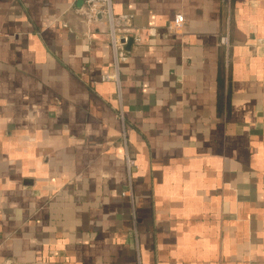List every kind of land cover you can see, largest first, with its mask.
<instances>
[{"label":"crops","instance_id":"crops-1","mask_svg":"<svg viewBox=\"0 0 264 264\" xmlns=\"http://www.w3.org/2000/svg\"><path fill=\"white\" fill-rule=\"evenodd\" d=\"M113 12L0 0V264H264V0Z\"/></svg>","mask_w":264,"mask_h":264},{"label":"built area","instance_id":"built-area-1","mask_svg":"<svg viewBox=\"0 0 264 264\" xmlns=\"http://www.w3.org/2000/svg\"><path fill=\"white\" fill-rule=\"evenodd\" d=\"M86 8L85 22L90 27L89 33L95 30L99 31L107 37L110 48L112 50L114 67L119 59L124 55V47L129 39L139 43V34L133 29L132 16L121 14L115 15L113 12V0H82ZM184 17L182 14H175L165 27L167 34H176L183 28ZM219 45L226 51L229 48L228 35L222 36L219 39ZM114 80L117 81V75H106L102 77V81ZM124 138V135H123ZM125 146V142H123ZM125 157L126 170L130 175L134 168V160Z\"/></svg>","mask_w":264,"mask_h":264},{"label":"water","instance_id":"water-1","mask_svg":"<svg viewBox=\"0 0 264 264\" xmlns=\"http://www.w3.org/2000/svg\"><path fill=\"white\" fill-rule=\"evenodd\" d=\"M131 43H132V40L129 39V41L127 42L126 46H125V49L126 50H129L130 46H131Z\"/></svg>","mask_w":264,"mask_h":264}]
</instances>
